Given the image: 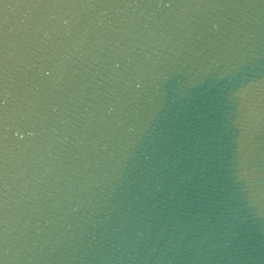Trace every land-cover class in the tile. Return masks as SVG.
Masks as SVG:
<instances>
[{
	"label": "water",
	"instance_id": "1",
	"mask_svg": "<svg viewBox=\"0 0 264 264\" xmlns=\"http://www.w3.org/2000/svg\"><path fill=\"white\" fill-rule=\"evenodd\" d=\"M0 264H264V0H0Z\"/></svg>",
	"mask_w": 264,
	"mask_h": 264
}]
</instances>
